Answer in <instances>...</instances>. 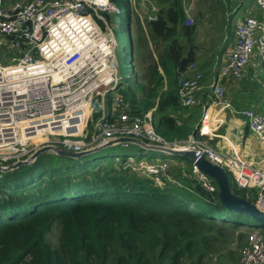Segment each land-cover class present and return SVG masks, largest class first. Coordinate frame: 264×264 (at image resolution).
Segmentation results:
<instances>
[{"label": "built area", "instance_id": "1", "mask_svg": "<svg viewBox=\"0 0 264 264\" xmlns=\"http://www.w3.org/2000/svg\"><path fill=\"white\" fill-rule=\"evenodd\" d=\"M157 2L132 0L127 3V13L131 11L144 26H150L162 13ZM254 4L237 24L223 73L212 86L219 100L222 80L254 81L264 75V0ZM121 14L112 0H0V36L13 40L9 53L17 60L0 63V167L8 169L19 162L31 165L36 162L34 154L46 146L82 153L123 138L138 139L165 156L150 162L133 156L123 161L116 157V163L159 187L166 182L181 186L171 176L173 155L169 151L192 152L197 160L204 158L224 168L231 184L246 192L250 202L254 197V204L264 213V168L255 166L253 158L245 156L226 135L219 139L225 141L227 149L206 140L208 135L217 136L212 126H206L208 109L212 108L205 109L196 133L170 142L156 131L153 111L144 115L123 111L126 102L120 96L107 104L108 96L122 83L116 36L108 19ZM187 70L191 75L187 72L189 77L181 82L178 96L185 108H191L197 105L203 74L195 71L194 65ZM98 99L100 108L96 107ZM232 113L246 120L251 135L264 147V112L248 109ZM219 115L215 116L218 128L224 123ZM88 133L90 142L86 144ZM189 178L208 193H218L215 181L194 163ZM261 230L247 235L240 264H264Z\"/></svg>", "mask_w": 264, "mask_h": 264}, {"label": "trees", "instance_id": "2", "mask_svg": "<svg viewBox=\"0 0 264 264\" xmlns=\"http://www.w3.org/2000/svg\"><path fill=\"white\" fill-rule=\"evenodd\" d=\"M157 1L162 13L150 35L166 49L149 67L146 97L137 101L131 88L125 95L140 105L132 114L153 111L156 131L179 142L197 132V121L168 113L184 109L177 76L195 54L191 45L185 57L181 40L192 44L195 28L185 26L182 0ZM45 156L32 166L0 171V264H200L209 244L221 240L218 223L254 227L252 217L228 212L217 192L208 193L188 175L177 178L181 186L159 187L129 169L99 171L86 158L61 157L74 162L49 169L41 166ZM54 226L61 227L57 246L47 241Z\"/></svg>", "mask_w": 264, "mask_h": 264}, {"label": "rangeland", "instance_id": "3", "mask_svg": "<svg viewBox=\"0 0 264 264\" xmlns=\"http://www.w3.org/2000/svg\"><path fill=\"white\" fill-rule=\"evenodd\" d=\"M131 2L132 0H118L116 5L122 10L121 16L109 15L108 20H110V27L116 36V60L118 64V73L122 77V82L124 83L121 84L122 87L119 88V91L112 92L107 98V104L111 105L116 96L123 97L126 104L122 110L130 112H132V108L133 110L138 109L140 105L136 104L138 102L132 103V101L126 97L125 92H127L128 88H131L137 101H141L146 97L149 91L147 81L145 80L146 68L154 64V62L158 61L157 63H159V57L163 55L166 49V44L151 38L150 31L148 30L149 28L145 29L146 27H150L149 25L144 26L140 20L131 13V11L127 13V3L131 4ZM252 3L254 7V0H182L186 16L185 26L195 28V34L192 36V44L188 42L187 38H182L181 40L183 46L187 47L184 51V56H188L189 51L191 52L190 46L193 45L192 53L195 54V58L183 71L178 72L177 87H179V84H181L183 80L189 77V75H187V69L189 66L194 65L195 71L203 74V79L200 84L201 91L198 93L197 105L191 108L184 107L182 111L187 119L190 118L197 121V123H200L204 109L210 107L216 110L225 109L226 117L228 119V121L226 120V124H229V120L235 118L234 115L231 114L232 110L236 113L248 109L256 110V108L259 111L264 110L263 74L261 75L260 80L256 79L254 81L246 80L240 82L222 80L223 96L220 100V95H215L212 87L223 73L224 60L231 47L230 45L234 41L235 27L240 19H242L245 11L252 7ZM237 5L239 12L235 15H231V17L228 16L229 12H233L234 9L237 10V8H235ZM187 22H192V24L187 25ZM129 29L131 34L128 32ZM12 43L13 40L11 38L0 36V63L3 65H8L17 61L13 60L14 58L9 53ZM155 58H157V60H155ZM188 73L191 75V72ZM166 80L168 84L170 79L166 78ZM160 90L162 91V89ZM217 101L222 102L225 106L215 104L218 103ZM227 106H230V108H224ZM96 107H101L99 99ZM214 113L217 112L214 111ZM99 115L100 114H96L97 117ZM220 117L222 120L224 119L221 115H219V118ZM222 128H227V126H223ZM223 130L225 131V129ZM89 131L93 132L91 126ZM244 134H246V131ZM90 135L91 134L88 133V136L85 137L86 144L90 142ZM206 140L212 144L209 139ZM255 140L257 141L256 138ZM261 147L262 154L259 157L260 161L258 163L254 162V165L264 168V147L262 145ZM141 153L144 154L142 155ZM130 156H133L138 160L144 158L150 162L152 160L162 159L165 155L159 151L142 150L137 145L129 144L126 147L122 145L108 147L83 158H86L91 162L96 161V164H98V170L103 172L105 169L109 168L107 167L109 165H113L115 169H123L124 167L122 165L116 163L115 158L119 157L123 161ZM73 162L74 161L63 159L51 152L46 154L41 166L51 169L54 164H72ZM34 164L35 163L29 166ZM100 167L103 168L100 169ZM129 171L131 172V170ZM40 172L41 169H37L34 176L39 175ZM186 173H189L187 174V177H189L190 169ZM178 175H183L180 177L185 176L182 171H178ZM29 179L30 177L27 178V180ZM232 189L234 192H237L240 197H244L246 194V192L240 190L238 192V189L233 182ZM251 201L254 203L256 199L251 197ZM249 224L255 228L240 225L234 230L231 224L224 226L221 225V223H218L219 226L224 227L222 228V233L220 235L221 240L209 244L208 254L200 264H238L240 250L245 244L247 235L258 229H263L261 231L264 232L263 226L257 223L254 219L250 220ZM60 234L61 227L54 226L50 234L47 236V241L52 246H57Z\"/></svg>", "mask_w": 264, "mask_h": 264}, {"label": "water", "instance_id": "4", "mask_svg": "<svg viewBox=\"0 0 264 264\" xmlns=\"http://www.w3.org/2000/svg\"><path fill=\"white\" fill-rule=\"evenodd\" d=\"M117 143H130V144L140 146L147 150H157L155 148L146 146L141 140L123 138L116 142H110L106 144L105 146H101V147H98L92 150H87L82 153H73V152L63 150L59 147L54 148L52 146H46L40 149L39 151H37L34 154L32 159L37 160L41 155L54 152L57 156H60V157L80 160L81 158L85 156H88L95 152H99L100 150L107 148V147H111ZM169 153L172 154L173 156L184 157V158L189 159L192 163H194L198 167V169L202 173L212 178L218 187V197H219L220 203L228 212L252 217L257 223H259L261 226L264 227V213H262L254 203L250 202L249 200L245 198L237 196L233 192L231 180L229 178L227 171L224 168L218 165H214L204 158L197 160L195 158L194 153L192 152L169 151ZM29 165H30L29 162H19L16 165H13L8 169H2L0 167V171L1 172L13 171V170L19 169L24 166H29Z\"/></svg>", "mask_w": 264, "mask_h": 264}, {"label": "crops", "instance_id": "5", "mask_svg": "<svg viewBox=\"0 0 264 264\" xmlns=\"http://www.w3.org/2000/svg\"><path fill=\"white\" fill-rule=\"evenodd\" d=\"M254 3H255V0H254ZM251 6H253V3H252ZM237 7H238V5L235 8H237ZM238 12H239L238 8H237V10L234 9L233 12H231V13L229 12L228 13V16L231 17V15H233V14L235 15ZM243 13H244V11H243ZM148 28L149 27H146L145 29H148ZM235 29H236V27H235ZM148 30L150 31V28ZM129 34H131L130 29H129ZM234 38H235V35H234ZM232 44H233V42H232ZM230 49H231V47L229 48L228 53H229ZM228 53H227V55H228ZM155 60H157V58H155ZM149 67L146 68V75L145 76H147V74H148ZM159 71H160V73L164 74L161 67H159ZM166 78L167 77L165 76V87H164L165 90L167 89V86H168ZM145 79H146V77H145ZM226 80L227 81H235L232 78H227ZM247 81H249V80H247ZM179 86H180V84H179ZM178 89H179V87H178ZM197 100H198V95H197ZM197 103H198V101H197ZM181 106L184 108V106L182 104H181ZM256 110L258 112H264V110L259 111L257 108H256ZM214 111L217 112V113H214ZM204 112H205V109H204ZM168 113L171 116H173V117H175L177 119H180V120L187 119L186 115L183 112H180V111H168ZM208 113H210L209 114L210 116L206 120V126H208V127L212 126L213 127L212 131L213 132L215 131L216 135H217L215 137H210L209 135H208V137H206V139L210 140L212 145H214V146H217V145L218 146H222V147L227 149L228 145L224 144L225 141L219 139V137L226 135L228 137L229 141L232 144H236L238 146V148L242 151V153L245 156H247L248 158H253V160L256 163H258L260 161L259 157L262 154V147H261L260 143H258L255 140V138L251 135L249 129L246 127V124H245L246 120L243 117L234 115L235 118L229 120V124H226V120L228 121V119L226 117V110L225 109L216 110V109L212 108L211 110L208 109ZM219 113L225 120L224 123L221 124L220 128L217 127L218 123L216 122V119H215V116L218 115ZM231 114L233 115L232 112H231ZM204 116H205V114L203 113L202 119H204ZM202 119H201V121H202ZM201 121H200V123H201ZM200 123H198V124L200 125ZM198 124H197L196 130L198 129V127H200ZM223 126H227V128H222ZM223 129H225V131ZM245 131H246V134H244ZM119 145H121V144H115V145H113L111 147H115V146H119ZM132 145H134V144H132ZM122 146L126 147L125 145H122ZM140 148L142 149V147H140ZM144 150H147V149H144ZM147 151H152V150H147ZM141 154L143 155L144 153H141ZM246 154H248V155H246ZM170 160H171V176H172L173 180L178 182L177 178H180V176H183V175H178V171H182L185 174V176H187L188 173H186V172L189 169H191L190 166L192 165V162L189 159H187V158L178 157V156H172L170 158ZM245 196H246V194H245ZM240 260H241V256L239 258L238 264H240Z\"/></svg>", "mask_w": 264, "mask_h": 264}, {"label": "bare ground", "instance_id": "6", "mask_svg": "<svg viewBox=\"0 0 264 264\" xmlns=\"http://www.w3.org/2000/svg\"><path fill=\"white\" fill-rule=\"evenodd\" d=\"M79 130H81V127H79ZM73 131H75V130L74 129L73 130H68L67 133H70V132H73ZM40 141H42V140H40Z\"/></svg>", "mask_w": 264, "mask_h": 264}]
</instances>
